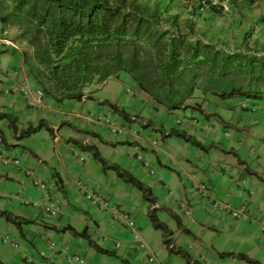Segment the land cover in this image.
<instances>
[{"label": "crops", "instance_id": "0c3cea01", "mask_svg": "<svg viewBox=\"0 0 264 264\" xmlns=\"http://www.w3.org/2000/svg\"><path fill=\"white\" fill-rule=\"evenodd\" d=\"M234 5H241V15L235 14L234 21L244 24L245 29L220 30L212 36L203 32L202 39L230 52L251 50L264 53V0L253 3L232 0V8ZM208 12L206 22L218 13L214 9ZM254 26L258 28L252 29ZM7 33H11L10 38L6 36ZM18 34L19 31L15 27L0 23V85L28 84L36 89V82L26 77L27 66L23 62V53L28 50L31 53V49L17 38ZM13 35L16 37L12 41L24 52L9 49L2 44V38L11 39ZM228 36L230 38L222 39ZM113 77L117 81L113 80ZM113 77L102 84L104 88H97V93L82 99L80 103L85 106L84 111L73 116L60 112L64 105H69L66 101L58 104L45 98L48 108L44 106L37 109L29 106L28 101L18 93L0 96V113H6L16 128L12 131L7 119L0 120V151L12 154L13 149H7V146L14 145L28 151L32 156L31 159L20 162L18 167H5L0 163V212H7L13 217L30 222L22 224L18 229L0 215V237L2 232H9L13 238L21 239L20 245L15 248L17 250L11 249L13 252L0 245V261L3 264H26L25 258H31L38 264H74L62 259L58 250L49 248V244L55 242L58 248H68L70 253L80 254L87 264H124V260L129 264H187L181 255L170 253L164 245L163 233L152 226L148 218V204L143 202L141 193L117 178L113 171H105L93 159L91 153L81 151L73 143V140L80 143L83 140V145L95 146L109 164L119 165L149 187L152 197L156 200L155 208L165 206L170 210V221L163 223L172 233V239L178 237L179 241L175 240L177 249L187 253L191 260L197 261L198 264H264V238L256 223L259 215L264 217V135L260 136L255 132L262 141L257 146V151L246 149V134L249 133L243 128L246 124H251L254 128L257 124H264V107L256 112L255 107L245 101L246 99L220 100L212 97L214 104L208 105V110L205 111L212 113L214 117L204 116L206 112L199 110L205 109L204 104H199L200 107L194 105L191 108L166 112L143 92L140 93L147 100V105L138 107L117 92L118 81L135 87L131 77L124 72ZM198 93L200 91H196L193 97L201 95ZM204 97L207 98L208 95ZM189 101V104L191 101L198 102L195 99ZM186 103L188 105V101ZM112 106L125 112L127 119L122 118L118 111L112 110ZM246 106L248 108L243 109ZM152 107L158 108L166 115V119L162 120L165 133L160 141L158 138L161 133L150 131L152 124L148 127L140 125L148 116L151 117L149 121L153 123L160 121L159 117L155 118L149 113L148 108ZM136 109L137 120L133 116ZM107 112L126 123L131 128L130 134L109 138L110 133L105 126H94L85 121L89 116ZM193 114H197L196 117L200 121L193 131L173 125L176 118ZM77 116L79 119L74 118ZM67 119L77 123L76 129L66 126ZM236 122L241 128L237 127ZM39 123L52 129V143L42 137V143L34 147V141L38 139L42 129L28 137L18 138L21 131L29 127L35 128ZM86 126L89 128H85ZM227 126L236 127L238 134L233 132L230 135L225 129ZM138 129L140 132L135 136L133 131ZM82 131H90L89 140L83 139ZM173 131L184 132L186 136L200 143L203 149L185 142L172 134ZM152 140H156L155 145ZM129 144L130 147L127 146ZM249 150L250 153L247 152ZM130 151H140L154 171L152 176L148 175L141 164H136L131 159L128 154ZM251 152L257 156L255 161L251 159ZM37 160L43 162L37 173L42 175L45 181L50 182V175L57 179L58 189L53 191V196L62 204V213L56 218L43 214L39 207L23 203L27 199L40 203L43 201L42 194L32 185L25 173ZM191 172L207 182L216 199L228 203L233 209L246 208L245 215L239 220H234L227 213L211 209L203 199L197 201L196 196L191 197V184L188 180ZM82 179L89 182L95 191L107 192L119 205H126L125 207L133 210L138 226L137 234L141 239L145 233L158 235L156 240L149 241L147 245L149 252L155 257V263H149L147 254L135 247L132 241L134 235L130 230L120 223L111 226L108 213L99 212L87 204L77 186V182ZM183 198L194 200H190L193 205L190 219L178 214L176 203ZM140 202H143L142 205H139ZM172 223L179 231H176ZM66 228L76 232L86 229L95 244L113 252L115 256L98 253L88 242L86 245L82 244L78 239L84 238L63 230ZM117 242H120L119 248L115 246ZM228 253L242 254L254 263L221 255Z\"/></svg>", "mask_w": 264, "mask_h": 264}, {"label": "trees", "instance_id": "16d2710c", "mask_svg": "<svg viewBox=\"0 0 264 264\" xmlns=\"http://www.w3.org/2000/svg\"><path fill=\"white\" fill-rule=\"evenodd\" d=\"M0 23L19 31L18 39L31 49V53H23L28 76L46 98L58 104L82 101L88 97L89 87L102 85L120 72L128 74L133 87L166 112L188 108L186 102L196 90L220 100L264 99V54L258 56L251 50L225 52L205 42L192 20H181L179 13L172 14L159 2L151 6L141 0H0ZM111 108L118 111L115 106ZM118 113L127 119L125 112ZM2 119L16 130L6 113H0ZM42 126L29 127L18 138L37 133ZM46 129L52 133V129ZM172 134L203 149L184 132ZM73 143L91 153L105 171H113L141 193L149 204L148 218L154 229L162 231L168 247L170 231L156 216V200L150 188L119 165L109 164L95 146ZM0 215L18 229L30 223L7 212ZM63 230L86 239L98 253L115 256L95 244L86 229ZM168 251L181 255L187 264H198L180 249ZM221 255L254 263L242 254ZM123 263L129 264L125 260Z\"/></svg>", "mask_w": 264, "mask_h": 264}, {"label": "built area", "instance_id": "2783aa9c", "mask_svg": "<svg viewBox=\"0 0 264 264\" xmlns=\"http://www.w3.org/2000/svg\"><path fill=\"white\" fill-rule=\"evenodd\" d=\"M232 0H187L190 8L194 9L196 12L203 13L207 10L214 9L220 10V12L226 14L232 10L231 5ZM5 46H10L16 48V46L10 40H3ZM257 54L258 56L262 55ZM126 91L131 95L133 88L132 86H126ZM140 92V91H139ZM13 93H18L23 96L25 100L28 101L29 106L38 108L42 105L45 94L39 88H31L27 85H15V86H3L0 85V96H9ZM145 94V93H144ZM94 120L100 125L105 126L112 135H125L127 134L128 125L121 121L118 117L112 115V113L97 114ZM181 120H177L180 123ZM227 136L229 134H226ZM137 160L143 165L144 169H150L149 164L145 162L144 158L139 155ZM0 163L5 166H20V161L14 158L10 152L0 151ZM42 161L37 160L35 164L28 167L25 171L26 176L30 179L32 185L42 194V202L24 200L25 205L39 207L43 214L56 218L62 213V204L59 200L54 198L53 191L57 188V179L50 175V182L45 181L42 175H39L38 169L42 166ZM150 174H153V170H149ZM188 180L192 187H190L192 194H196L201 199L208 203L211 209L220 210L222 213H227L234 220L241 219L246 212V208L233 209L228 203L218 200L212 194L210 186L205 180L199 179L196 173L191 172L188 175ZM77 186L81 191L82 198L98 210L99 212L107 211L109 213V221L111 226L116 223H120L123 227L127 228L133 233L132 241L136 245L139 251L144 252L148 256L149 263H155L154 255L149 252L147 244L138 236V226L135 220L134 213L130 207H124L119 205L116 200L111 198L106 192H98L92 189L91 184L86 180L82 179L77 182ZM179 215L183 218H192V207L191 202L182 199L178 203ZM258 229L260 234L264 237V217L258 216L256 218ZM3 243H9L13 248H17V241L14 239H8L7 237L3 239ZM116 248L120 247V242L115 244ZM49 248L52 250H58L62 259L67 262L74 264H87L86 260L78 253H70L68 248H58L55 242L49 244ZM168 249L174 250V245L170 243ZM26 264H38L31 258H25Z\"/></svg>", "mask_w": 264, "mask_h": 264}, {"label": "rangeland", "instance_id": "374dc122", "mask_svg": "<svg viewBox=\"0 0 264 264\" xmlns=\"http://www.w3.org/2000/svg\"><path fill=\"white\" fill-rule=\"evenodd\" d=\"M141 1L144 4H148V5H151V6L153 5L154 2H159L161 4V7L162 8L168 7V9L170 10V12L172 14L179 13L181 15V20H183V21L192 20L194 22V24H195V30H196L197 34H200V35H203V32H204V34H207L209 36H212V34H215L216 32H219L220 30H222V31H228V30H231V31L240 30V31H242V30L245 29V27L243 26L244 24H242L241 22L240 23H237L236 21H234V20H236L235 14L241 15L240 12H239V7L241 5L240 6H236V7L234 5V8H232L233 10H231L229 13H226V14L220 12V10H216L218 12V13H216V16L214 18H211L209 20V22H206V18L209 15V12H208L209 10L206 11V12H203L201 14L196 13L194 9L190 8L189 3L187 2V0H141ZM248 1L249 0H246V2H248ZM255 1H257V0H255ZM231 5H232V1H231ZM257 28H258L257 26H254L252 29L256 30ZM227 34H230V33L227 32ZM230 35L233 36V34H230ZM6 36H8V38H10L11 37V33H7ZM221 36H223V35H221ZM14 37H16V35H13V37L11 39L2 38V41L1 42L4 45L3 40L6 39V40H10V41L13 40L14 41V39H13ZM228 38H230V37L229 36L227 38L226 37H223L222 39H228ZM13 41H12V43L16 46V48H13V47H10V46H5V45L4 46L7 47V48H9V49H12V50H18L19 49V50H21L20 52H24V50H22L21 48H19V46H17V44H15ZM231 44H233V43H231ZM217 47L218 48H222L221 46H217ZM28 49H30L29 46H28ZM222 49H224V48H222ZM228 51L230 53V50H228V49L226 50L225 49V52H228ZM25 52L30 53L29 50L28 51H25ZM261 53H263V52H259V54H261ZM26 77H28V79L31 80V78L28 75ZM113 80H116L115 77H113ZM116 81H113V82H116ZM25 85L28 86V84H25ZM126 86H128V84H125L124 85L123 84V81H118V87H117L118 94L120 96L124 97V98H127L129 102H132V103L137 104L138 107H146L147 100L144 97H142L141 93L136 88H133L132 94L130 95L126 91V88H125ZM97 88H101L102 89V88H104V85H95V84L92 85L86 91L87 92V95L89 96L92 93H94V94L97 93L98 92V89ZM196 91H198V90H196ZM198 94H200V93H198ZM20 96L23 97L22 95H20ZM192 97L190 99H193V100L195 99L198 102L191 101V103L189 104V102H190L189 101L190 99H189L188 100V105L186 103V106H189V108H191V106L194 107V105L200 107V105L204 104L206 106L205 109L204 110L199 109V110L200 111H205V110H208V105L214 104V100L212 98L213 96H211V95H208L207 98L204 97L202 94L201 95H198L195 98L194 97L192 98ZM236 99H239V98H231L229 100H236ZM245 101H247L253 107H255L256 112L257 111H260V109L264 107V99L248 98ZM66 103H68L69 105H67V106L64 105V108H62L60 110V112H65L66 114H71L73 116V115L79 114L81 111H84V109H85V106L83 105V103H80V101H66ZM44 106L46 108H48L47 105H46V103H45V101H43L42 105L40 107H38V108H41V107H44ZM247 108L248 107L246 106L243 109H247ZM50 109L55 110L53 108H50ZM148 109H149V113L152 114L153 116H155V118H158L159 117L160 121H158V122L155 121V123H153L152 121H149V119L151 117L148 116V117H146V119H144L145 120L144 123L140 122V125L142 127H148V126H150L149 124H152V126H150L151 127L150 128V131H152V132L159 131L161 133V135L159 136L158 141H160L164 137V134L163 133H165V130L163 129L164 127H163L162 120L163 119H166V115H165V113L160 112V110L158 108L156 109V107H152V108H148ZM160 109H162V108H160ZM133 112H134L133 116L137 120L136 112H138V109L134 110ZM205 112L206 113H204L205 114L204 116H210V117L213 116L214 117V115H211L212 113H207L208 111H205ZM107 113H110V112H107ZM230 113L231 112H229V114ZM78 116L77 117H74V118L79 119ZM95 116H93V117L92 116L91 117L89 116V117L85 118V121H88V124L90 123V124H93L94 126H101L100 124H98L96 122V120H94V117ZM196 116H197V114L181 116V118H176L174 120L173 125L174 126H181L182 128H184V129H186L188 131H190V130L193 131L194 127L196 128V126L199 125V122H200L199 121V118L196 117ZM178 119L181 120L180 123H177V120ZM65 123H67V125H66L67 127H70L73 130H74V128L76 129L75 124H77V123L75 121H73L72 119H70V121H69V119H67V121ZM65 123H64V125H65ZM226 123H228V122H226ZM235 124L237 125V122ZM46 127H48L46 124H45V126H42V128H41L42 130L39 133L40 136L38 137V139L36 138V140L34 141V143H35L34 144V147L35 148L39 144L42 143V140H41L42 137L47 138L49 140V142L52 143L51 135H50L49 131H47ZM237 127L238 128H241V126H238V125H237ZM244 127H245V131L249 133V134H246V138L248 140V146L246 147V149H254V150L257 151V146H259L262 143V141L260 139L261 137L259 138L258 137V134H256V133H259L260 136H263L264 135V124H257L255 126V128L251 124H246V125L243 126V128ZM85 128H89V127L86 126ZM140 129H142V128H140ZM225 129L228 130V132H229L230 135H232L233 132H236L237 133L236 127L233 128L231 126H227V127H225ZM21 132H24V131H21ZM130 132H131V128L128 127L127 134H130ZM139 132H140L139 129L138 130H134L133 131V134L135 136H137ZM261 133H263V134H261ZM81 134H82V137H83L84 140H89V138L91 136L90 131H82ZM112 136L113 137H120L119 135H112L110 133V137L109 138H111ZM82 141H81V143H82ZM152 144L155 145L156 144V140H152ZM127 146L130 147V144L127 145ZM15 147L16 146H14V145L13 146L12 145H9V146H7V149H10V148L13 149L12 150L13 151L12 152V156L14 158H17L20 162L24 161L27 158H29V159L32 158V156L30 155V153L28 151L24 150L23 148H18V147L15 148ZM247 152L250 153V150L247 151ZM128 154L131 156V159L134 160L136 164L138 163L140 165V162L137 160V156L141 155L143 157V155L140 153V151L139 152L138 151H136V152L135 151L134 152L133 151H130V153H128ZM250 156H251V159L253 161H255L257 159V156L255 155V153H252L251 152V155ZM262 160H263V158H262ZM145 162L148 163V161H146V160H145ZM142 168H143V165H142ZM149 170H152V169L150 168V169H147L146 171H147L148 175L152 176V174H150ZM193 196H196L197 197V201L200 199V197L197 196L196 194H192L191 197H193ZM196 197H194V198H196ZM183 199L187 200L188 202L191 200V198H190V200L187 199V198H183ZM180 200H182V199H180ZM179 201L176 203L177 210H178V203H179ZM191 201L194 202L193 199ZM143 202L145 203L144 200H143ZM143 202H140L139 205H142ZM192 202H191V207L193 206L192 205ZM125 206L126 205H124V207ZM147 206H148V211H149V204ZM156 210H157L156 216L158 218H160L161 222L170 221L169 219L171 218V216L169 214L170 210H168V208H166L165 206H159V207L156 208ZM103 213H108V212L107 211H103ZM132 213H134L133 210H132ZM173 227L176 228V231H179V229L176 227V225L173 224ZM81 229H83V226H82ZM171 235H172V233H170V235L167 236L168 243L169 244L172 243L174 245V250H177V246H176L175 240H178V237H174L172 239L171 238ZM157 236L158 235H155L154 236L152 233H149V234H146L145 233L144 236H141V237H142V240L148 245L149 241L151 242L152 240L153 241L156 240ZM6 237L8 239H15V238L12 237V234H10L9 232H2L1 233V237H0V245L6 247L10 252H13L12 250H17L15 248H13L9 243H3V239H5ZM15 240L17 241V244L20 245V242H21L20 237L16 238ZM78 240H81L83 242L82 244H84V245H86L87 242H88L86 239H78ZM195 262H197V261H195Z\"/></svg>", "mask_w": 264, "mask_h": 264}, {"label": "clouds", "instance_id": "9594fccd", "mask_svg": "<svg viewBox=\"0 0 264 264\" xmlns=\"http://www.w3.org/2000/svg\"><path fill=\"white\" fill-rule=\"evenodd\" d=\"M169 244V243H168ZM167 249H168V247H167Z\"/></svg>", "mask_w": 264, "mask_h": 264}]
</instances>
